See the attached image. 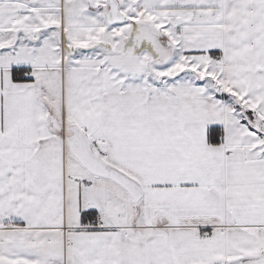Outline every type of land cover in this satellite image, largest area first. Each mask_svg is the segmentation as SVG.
Segmentation results:
<instances>
[{
  "label": "snow or ice",
  "instance_id": "snow-or-ice-1",
  "mask_svg": "<svg viewBox=\"0 0 264 264\" xmlns=\"http://www.w3.org/2000/svg\"><path fill=\"white\" fill-rule=\"evenodd\" d=\"M0 264H264V0H0Z\"/></svg>",
  "mask_w": 264,
  "mask_h": 264
}]
</instances>
